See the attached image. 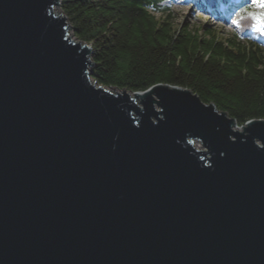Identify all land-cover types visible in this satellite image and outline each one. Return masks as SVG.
I'll use <instances>...</instances> for the list:
<instances>
[{"label": "water", "instance_id": "water-1", "mask_svg": "<svg viewBox=\"0 0 264 264\" xmlns=\"http://www.w3.org/2000/svg\"><path fill=\"white\" fill-rule=\"evenodd\" d=\"M56 6L0 0V264H264V120L92 83Z\"/></svg>", "mask_w": 264, "mask_h": 264}, {"label": "trees", "instance_id": "trees-1", "mask_svg": "<svg viewBox=\"0 0 264 264\" xmlns=\"http://www.w3.org/2000/svg\"><path fill=\"white\" fill-rule=\"evenodd\" d=\"M146 2L61 0L75 38L93 50L92 80L131 93L159 84L179 87L240 126L264 120V55L217 43L206 27L160 20L148 13Z\"/></svg>", "mask_w": 264, "mask_h": 264}, {"label": "rangeland", "instance_id": "rangeland-1", "mask_svg": "<svg viewBox=\"0 0 264 264\" xmlns=\"http://www.w3.org/2000/svg\"><path fill=\"white\" fill-rule=\"evenodd\" d=\"M55 12L60 16L61 14L65 17V15L62 13V11H61V6L60 7H58L57 8V6L55 7ZM157 16H159V15H157ZM186 16H189V14L188 13H184V17H186ZM160 17V16H159ZM184 17H180V15H177V17L175 18V21H174V24H175V26H177L178 27V25L180 24V23H183L184 21L185 22H188L189 24H190V21L192 22V20L191 19H187V18H185L184 19ZM66 18V17H65ZM68 22V21H67ZM193 22H196V20H194ZM69 23V22H68ZM199 23H201V21L199 22ZM68 36H71V39H73V41H76V42H79L78 41V39H76L75 38V36H74V31H73V29L72 30H70V33H69V35ZM87 46H90V45H87ZM92 83H95L93 80H92ZM154 98L157 100V101H160V99L159 98H157V97H155V95H154ZM156 110H158V111H161V109L158 107V106H156ZM195 147H196V149H202L203 150V146H202V144L200 143V142H195Z\"/></svg>", "mask_w": 264, "mask_h": 264}, {"label": "snow or ice", "instance_id": "snow-or-ice-1", "mask_svg": "<svg viewBox=\"0 0 264 264\" xmlns=\"http://www.w3.org/2000/svg\"><path fill=\"white\" fill-rule=\"evenodd\" d=\"M252 7L264 9V0H253ZM252 19L256 20L257 22L264 23V12L260 14L253 13Z\"/></svg>", "mask_w": 264, "mask_h": 264}, {"label": "bare ground", "instance_id": "bare-ground-1", "mask_svg": "<svg viewBox=\"0 0 264 264\" xmlns=\"http://www.w3.org/2000/svg\"><path fill=\"white\" fill-rule=\"evenodd\" d=\"M61 17H64V16L61 14ZM234 129L237 130V131H238V130L241 131V128H239V127H238V128H235V127H234Z\"/></svg>", "mask_w": 264, "mask_h": 264}]
</instances>
